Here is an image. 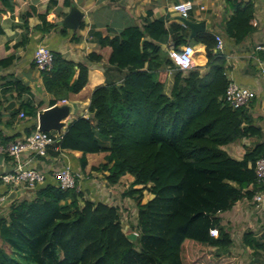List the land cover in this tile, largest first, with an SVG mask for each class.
<instances>
[{"label": "trees", "instance_id": "obj_1", "mask_svg": "<svg viewBox=\"0 0 264 264\" xmlns=\"http://www.w3.org/2000/svg\"><path fill=\"white\" fill-rule=\"evenodd\" d=\"M0 2L2 10L16 13L25 0ZM49 8L38 14L41 22L33 30L44 34L55 27L46 19ZM33 13L21 15L26 29ZM151 15L148 10L142 25H128L112 37L96 34L101 47H110L108 63L122 76L96 86L88 116L73 118L48 149L52 156L62 150L81 152V171L88 164L86 154L105 153L90 169L104 172L109 185L125 174L133 176L123 196L136 202L135 239L124 232L117 206L91 200L77 188L61 189L49 173L30 198L12 201L0 216V264H189L186 257L205 245L215 248L216 257L230 254L234 239L220 213L264 189L255 174L256 161L264 157L263 132L252 104L233 108L225 101L227 60L215 50V33L198 32L190 39L182 23L169 22L168 15L150 19ZM253 17L252 1L233 4L223 25L225 35L235 44L242 42L255 30ZM169 41L175 50L202 44L205 66L178 69L162 48ZM50 50L52 65L40 73L53 105L83 89L88 68ZM89 57L102 58L97 53ZM12 60L8 56L0 65ZM171 69L176 71L166 94ZM9 83L17 96L29 91L19 79ZM16 111L36 117L30 102H22ZM229 143L240 159L223 149ZM144 191L151 194L145 202ZM212 228L218 235L210 234ZM241 242L254 251L264 249L251 230L242 233Z\"/></svg>", "mask_w": 264, "mask_h": 264}, {"label": "crops", "instance_id": "obj_2", "mask_svg": "<svg viewBox=\"0 0 264 264\" xmlns=\"http://www.w3.org/2000/svg\"><path fill=\"white\" fill-rule=\"evenodd\" d=\"M178 1L181 0H70L75 7L83 12L81 21L83 25H80L77 30L66 28L62 22L72 5L66 6L64 0H57L56 4L51 3L50 0H25L16 13L2 10L3 6L0 2V27L3 31L0 33V60L8 56L13 57L9 65H0V142L5 145L30 134L34 130V125L37 128L38 112L51 106V95L45 91L40 70L33 63V53L37 46L42 45L56 50L65 59L87 66L88 79L86 85L78 93L70 94L68 99H63L74 104L75 111L70 116V120L77 115L86 117L88 116L87 107L92 90L107 80L117 81L122 76L117 69L108 63L111 49L108 46L101 47L97 43L96 34L112 37L128 25L140 26L144 23L148 10L152 12L150 19L168 15L169 22L178 21L175 13L171 11L172 5ZM190 1L194 3V9L189 13L188 19L194 22L204 21L205 31L219 33L223 37L225 46L223 53L227 60L228 77L255 91L256 97L249 106L252 104L251 111L255 119L260 117L261 122L259 123H261L260 127L263 132L261 141H264V81L258 71V64L264 63V49H256L257 45L264 42V0H250L254 4L253 18L257 25L255 30L238 44H235L225 35L223 25L232 12L233 4L249 0ZM48 6L50 8L46 19L55 24V27L42 34L33 28L41 22L38 14L45 13ZM28 10L35 13L28 18L29 29H26L21 15ZM63 27L67 29L65 32H63ZM25 35L28 38L27 41L24 39ZM171 46V41L162 44V48L168 51ZM194 47L196 49L195 65L204 67L207 62L204 46L195 44ZM90 53L99 54L102 57L101 60H91ZM172 72L171 69L165 82L164 92L166 94H169L171 90V85L167 86V82L174 77ZM14 78L26 85L29 91L22 92L20 96H17V92L10 87L11 84L9 83ZM12 102L14 104L8 107ZM22 102H30L36 108V117H31L25 113L23 117L19 116L16 109ZM12 112H14L13 116L11 115ZM222 147L230 156L236 159L241 158L235 152L233 143ZM80 155L81 152L79 151L62 150L56 156H52L48 151V155L43 157L25 151L21 157L23 161H29V166L44 171L46 174L53 173L63 164H69L80 175L78 178L79 188L84 191L85 197L91 200L102 201L118 207L133 201V198L129 196H123V192L133 180V176L125 174L117 184L109 185L104 178V172L90 169L91 166L98 165L103 161L105 153L86 154L88 164L84 171H81L79 167L77 158ZM13 168L12 158L6 153L0 154V176L11 172ZM8 190L12 189H9V186L1 180L0 199L9 192ZM145 201L143 200V202ZM241 202L242 200L238 201L232 209L239 206ZM244 211L246 217L240 221V229L243 226L249 228L248 230H251L255 237L260 238L264 243V205L257 207L250 199ZM233 216L232 214L228 218L222 219L223 223L230 226L233 221H236ZM242 233L240 232L241 236ZM245 248L244 264H264V249L254 251L248 247ZM235 258L237 257L232 259ZM238 261H242L241 258Z\"/></svg>", "mask_w": 264, "mask_h": 264}, {"label": "built area", "instance_id": "obj_3", "mask_svg": "<svg viewBox=\"0 0 264 264\" xmlns=\"http://www.w3.org/2000/svg\"><path fill=\"white\" fill-rule=\"evenodd\" d=\"M183 4H187L189 5V7H187L186 10L182 11L180 5ZM193 9L194 3L190 0L178 1L171 7V11L174 12L176 16H180L183 18H188L189 13ZM251 23L253 26L257 25V22L254 18L251 20ZM215 40V50L223 52L225 47L223 37L219 33H215ZM187 48L193 49L192 57L187 66L178 64L175 61V58L170 55V52L172 51H175L178 54L185 53ZM256 49H264V42L257 45ZM195 55L196 49L194 45L191 44L183 45L179 50H175L173 48L169 49L170 59L180 70H188L193 67L195 65ZM52 61L53 54L48 47L40 45L35 48L33 53V63L39 70L50 68L52 65ZM258 71L264 81V63L258 64ZM255 97L256 93L253 89L241 84L236 80H233V78H229V83L225 90L224 98L230 106H232L233 108L249 106L250 103L255 99ZM19 116L23 117L24 112L20 111ZM57 137L58 136L56 133L52 134L48 131H40L36 128L30 134L24 136L21 139H16L5 145L0 142V154L6 153L12 158L14 162L13 170L7 174L0 176L2 182L8 185L9 189H17L23 187L30 191L33 190L37 185L44 183L47 174L44 171L29 166V161H23L21 156L26 151L30 154L46 157L48 155L49 146L53 145L56 142ZM52 174L55 178L57 186L61 189L77 188L81 190L78 186V178L80 177V175L78 172L74 171L69 164H63ZM255 174L257 184L264 186V157H261L256 161ZM4 196L1 197L0 202L3 200ZM252 200L257 207L264 205V189L256 192L252 197ZM213 229L215 230L214 233L212 231ZM134 234L137 235V231H135ZM210 234L212 236H216L218 235V230L216 228H212L210 230Z\"/></svg>", "mask_w": 264, "mask_h": 264}, {"label": "rangeland", "instance_id": "obj_4", "mask_svg": "<svg viewBox=\"0 0 264 264\" xmlns=\"http://www.w3.org/2000/svg\"><path fill=\"white\" fill-rule=\"evenodd\" d=\"M175 71L176 70H173L172 73L174 74ZM172 84H173V78L167 82V86L171 85V87H172ZM167 88H166V90H168ZM259 122H261L260 117L257 119V124L259 126H261V123H259ZM125 186H126V184H125ZM128 186H127L126 190L129 189ZM30 197H31V191L30 190H27V192L25 191V193L22 196V198H30ZM149 197H150V193L146 191L144 193L143 200H147ZM247 203H248V199H243L239 206L234 207V209H232V210L224 211V212L220 213V216L222 217L223 220L228 218L229 215H232V214L234 215L233 217L236 218V221H233V223H231L230 228H229L230 232L233 236V239H234V244L230 249L231 250L230 254L229 255L222 254V255L216 257V256H214L215 248L209 247L206 245L202 246V247L200 246V247L195 249L193 257L191 255L189 257H186V260L188 261L189 264H195V263L196 264H244L245 263L244 258H246V256H245L246 248L243 246V244L241 242L240 232L241 233L245 232L249 228H246L245 226H243L242 229H240V227H241L240 221L242 219H245V217H246L244 210L247 206ZM120 207H121V209L119 210V212H120V216H121V222H122L123 230L126 234H129V235L133 234L135 231H137L136 230V212H137L136 202L133 199L132 202L128 203L127 205L126 204L119 205L118 208H120ZM6 213H7L6 206L5 207L2 206L0 208V216L5 215ZM188 244H190V245H196L197 244L196 246L202 245V244L195 242V241H192V240H188ZM234 257H237V258L232 259ZM192 258H193L194 262H192ZM239 258H241L242 261H238Z\"/></svg>", "mask_w": 264, "mask_h": 264}, {"label": "water", "instance_id": "obj_5", "mask_svg": "<svg viewBox=\"0 0 264 264\" xmlns=\"http://www.w3.org/2000/svg\"><path fill=\"white\" fill-rule=\"evenodd\" d=\"M83 12H81L73 4L70 7L69 12L63 17L62 22L64 26L71 30H77L82 21ZM177 20L186 26L189 31V38L191 39L196 33L206 30L204 21H191L188 18L180 16L176 17ZM14 102L10 103L8 107H11ZM74 104L68 100H61L55 104L46 107L37 114V129L40 131H54L57 136H61L66 127L70 124V116L74 113ZM25 188H17L10 190L0 202L1 206L9 205L12 201L20 198L25 193ZM130 238L135 239L136 234H130Z\"/></svg>", "mask_w": 264, "mask_h": 264}, {"label": "clouds", "instance_id": "obj_6", "mask_svg": "<svg viewBox=\"0 0 264 264\" xmlns=\"http://www.w3.org/2000/svg\"><path fill=\"white\" fill-rule=\"evenodd\" d=\"M187 7H189V5H187V4L180 5V8L182 11L186 10ZM185 14H186V11H185ZM192 52H193L192 48H187L185 53L178 54L177 52L172 51V52H170V55L175 58V61L178 64H182V65L187 66L190 62L191 57H192ZM212 231H213V233L215 232L214 229Z\"/></svg>", "mask_w": 264, "mask_h": 264}]
</instances>
